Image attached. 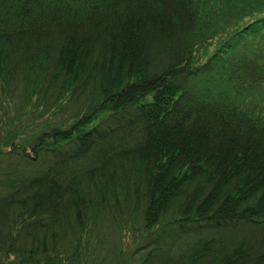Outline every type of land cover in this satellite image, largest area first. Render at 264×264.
I'll use <instances>...</instances> for the list:
<instances>
[{"label":"trees","instance_id":"16d2710c","mask_svg":"<svg viewBox=\"0 0 264 264\" xmlns=\"http://www.w3.org/2000/svg\"><path fill=\"white\" fill-rule=\"evenodd\" d=\"M0 264H264V0H0Z\"/></svg>","mask_w":264,"mask_h":264},{"label":"rangeland","instance_id":"374dc122","mask_svg":"<svg viewBox=\"0 0 264 264\" xmlns=\"http://www.w3.org/2000/svg\"><path fill=\"white\" fill-rule=\"evenodd\" d=\"M211 44V45H210ZM217 42L214 40L212 41H209V45L210 46H207V45H203V46H200V47H197L196 48V56L199 57V56H205V55H208L210 52L213 51V49L215 48Z\"/></svg>","mask_w":264,"mask_h":264}]
</instances>
